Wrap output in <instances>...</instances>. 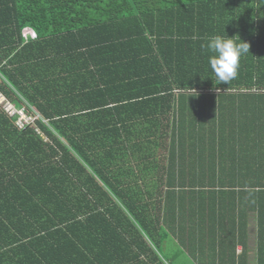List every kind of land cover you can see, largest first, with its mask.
I'll return each mask as SVG.
<instances>
[{"label":"trees","instance_id":"trees-1","mask_svg":"<svg viewBox=\"0 0 264 264\" xmlns=\"http://www.w3.org/2000/svg\"><path fill=\"white\" fill-rule=\"evenodd\" d=\"M0 92V264H264V0H0Z\"/></svg>","mask_w":264,"mask_h":264},{"label":"clouds","instance_id":"clouds-1","mask_svg":"<svg viewBox=\"0 0 264 264\" xmlns=\"http://www.w3.org/2000/svg\"><path fill=\"white\" fill-rule=\"evenodd\" d=\"M240 43L225 36H213L206 45V49L212 53L209 57V66L216 77V80L221 83L228 84L238 75L240 59L243 55L249 53V44L247 42Z\"/></svg>","mask_w":264,"mask_h":264},{"label":"built area","instance_id":"built-area-1","mask_svg":"<svg viewBox=\"0 0 264 264\" xmlns=\"http://www.w3.org/2000/svg\"><path fill=\"white\" fill-rule=\"evenodd\" d=\"M27 31L30 32L32 36L34 35L32 31ZM0 108L7 116L14 118L13 123L17 129H24L27 126H30L34 129L36 134L42 137L43 140L47 139L35 124L36 119L39 118L40 115L34 109L28 110L24 105L16 106L14 103L8 100L1 92Z\"/></svg>","mask_w":264,"mask_h":264},{"label":"crops","instance_id":"crops-1","mask_svg":"<svg viewBox=\"0 0 264 264\" xmlns=\"http://www.w3.org/2000/svg\"><path fill=\"white\" fill-rule=\"evenodd\" d=\"M251 212L248 213L247 220L245 222L244 231H246V251L244 252V256H242L243 264H256V223L255 218L251 217ZM210 247H205L204 252L201 255L202 264H206L209 261V257H211ZM242 250L240 244L235 245V254H239ZM211 259V258H210ZM216 264H223L220 261L215 259ZM242 264V263H241Z\"/></svg>","mask_w":264,"mask_h":264},{"label":"rangeland","instance_id":"rangeland-1","mask_svg":"<svg viewBox=\"0 0 264 264\" xmlns=\"http://www.w3.org/2000/svg\"><path fill=\"white\" fill-rule=\"evenodd\" d=\"M27 30H28V29H27ZM27 30H25V32H26ZM25 32H24V33H25ZM170 242H171V243H173V241H170ZM171 243H170V245L172 246V244H171ZM173 244H174V243H173Z\"/></svg>","mask_w":264,"mask_h":264}]
</instances>
